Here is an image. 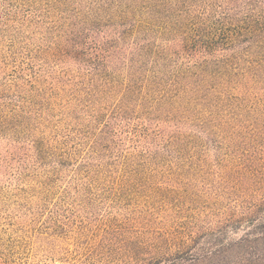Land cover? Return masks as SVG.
Wrapping results in <instances>:
<instances>
[{
  "label": "trees",
  "instance_id": "trees-1",
  "mask_svg": "<svg viewBox=\"0 0 264 264\" xmlns=\"http://www.w3.org/2000/svg\"><path fill=\"white\" fill-rule=\"evenodd\" d=\"M24 3L45 23L37 55L46 70L0 87L9 155L65 164L55 124L86 143L74 180L115 165H205L215 149L224 189L262 197H243L217 229L192 239L187 256L155 264H264V0Z\"/></svg>",
  "mask_w": 264,
  "mask_h": 264
},
{
  "label": "rangeland",
  "instance_id": "rangeland-1",
  "mask_svg": "<svg viewBox=\"0 0 264 264\" xmlns=\"http://www.w3.org/2000/svg\"><path fill=\"white\" fill-rule=\"evenodd\" d=\"M41 17L24 0H0V87L46 70L37 55L45 46ZM31 18L38 24L30 26ZM55 126L53 138L68 157L63 165L10 156L0 140V264H155L187 256L192 239L217 229L243 197L247 204L262 197L224 189L217 176L223 154L215 149L207 150L205 165L157 162L127 172L115 165L95 179L74 180L86 143L75 128Z\"/></svg>",
  "mask_w": 264,
  "mask_h": 264
}]
</instances>
